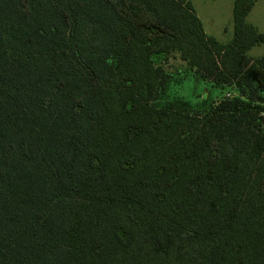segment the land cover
Returning a JSON list of instances; mask_svg holds the SVG:
<instances>
[{
  "label": "trees",
  "instance_id": "trees-1",
  "mask_svg": "<svg viewBox=\"0 0 264 264\" xmlns=\"http://www.w3.org/2000/svg\"><path fill=\"white\" fill-rule=\"evenodd\" d=\"M256 2L221 46L190 0H0V264H264ZM179 36L238 96L154 105Z\"/></svg>",
  "mask_w": 264,
  "mask_h": 264
},
{
  "label": "rangeland",
  "instance_id": "rangeland-1",
  "mask_svg": "<svg viewBox=\"0 0 264 264\" xmlns=\"http://www.w3.org/2000/svg\"><path fill=\"white\" fill-rule=\"evenodd\" d=\"M195 14L200 19L207 38H212L221 46L229 45L234 37V5L236 0H190ZM258 33L264 35V0H257L245 19ZM173 47L156 56L157 64H162L168 77L165 87L155 102L157 108L171 106L185 112L205 114L221 100L237 91L228 85L214 83L207 71L193 65L194 53L189 39L173 38ZM249 60L264 56V42L245 52ZM216 60L220 57L215 55ZM205 112V113H204Z\"/></svg>",
  "mask_w": 264,
  "mask_h": 264
},
{
  "label": "built area",
  "instance_id": "built-area-1",
  "mask_svg": "<svg viewBox=\"0 0 264 264\" xmlns=\"http://www.w3.org/2000/svg\"><path fill=\"white\" fill-rule=\"evenodd\" d=\"M227 97L229 98V97H231V94L229 93V94H227Z\"/></svg>",
  "mask_w": 264,
  "mask_h": 264
}]
</instances>
